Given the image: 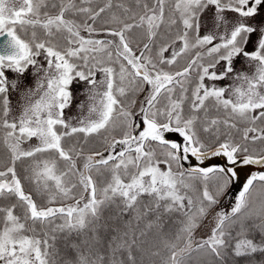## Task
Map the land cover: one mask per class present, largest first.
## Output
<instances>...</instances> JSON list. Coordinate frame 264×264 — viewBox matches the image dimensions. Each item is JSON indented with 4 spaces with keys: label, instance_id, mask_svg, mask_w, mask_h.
<instances>
[{
    "label": "snow or ice",
    "instance_id": "obj_1",
    "mask_svg": "<svg viewBox=\"0 0 264 264\" xmlns=\"http://www.w3.org/2000/svg\"><path fill=\"white\" fill-rule=\"evenodd\" d=\"M0 264H264V0H0Z\"/></svg>",
    "mask_w": 264,
    "mask_h": 264
},
{
    "label": "water",
    "instance_id": "obj_2",
    "mask_svg": "<svg viewBox=\"0 0 264 264\" xmlns=\"http://www.w3.org/2000/svg\"><path fill=\"white\" fill-rule=\"evenodd\" d=\"M255 171L258 170L256 166H252L251 169H245L244 172L242 173L241 180H243L244 176L248 174V171ZM225 207H228V205H225Z\"/></svg>",
    "mask_w": 264,
    "mask_h": 264
}]
</instances>
